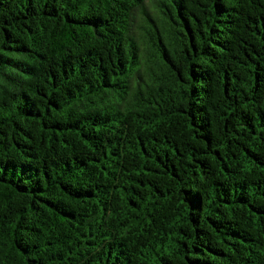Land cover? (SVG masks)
<instances>
[{
  "label": "trees",
  "instance_id": "trees-1",
  "mask_svg": "<svg viewBox=\"0 0 264 264\" xmlns=\"http://www.w3.org/2000/svg\"><path fill=\"white\" fill-rule=\"evenodd\" d=\"M0 264H264V0H0Z\"/></svg>",
  "mask_w": 264,
  "mask_h": 264
}]
</instances>
